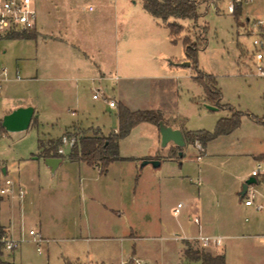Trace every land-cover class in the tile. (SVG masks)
<instances>
[{
    "label": "crops",
    "instance_id": "obj_1",
    "mask_svg": "<svg viewBox=\"0 0 264 264\" xmlns=\"http://www.w3.org/2000/svg\"><path fill=\"white\" fill-rule=\"evenodd\" d=\"M96 1L99 9L86 20H82L81 15L75 13L76 6L74 8L73 4L69 5L67 2L66 16L64 19H58L56 23L51 22L50 17L52 10L56 9L57 3H48L45 8H41L40 19H38V23L36 22L35 28L31 30L36 34L34 38L40 37V35L43 38L42 76L45 81L49 82L46 91L61 99L74 100L72 103L74 107L66 108V113H69V121L62 133L74 126L88 131L98 130L103 135L116 132L119 126V105H123L133 112L144 110L160 112L168 126L181 131L185 144L177 146L173 141H169L162 146L158 126L150 122L138 123L135 127H140L142 131L146 132L147 140L142 141L129 151L125 147L127 137L118 141L120 157L138 159L137 185L134 189H130L123 178H119V180H113L112 183L105 182L102 188L92 190L90 217L100 228L106 227L110 230L109 232H115L116 235L111 233L112 235L107 238L118 242V246L122 247L124 241L129 240L135 246V241L140 236L130 225L126 215L131 204L140 206L141 202L150 198L154 199L155 204L160 207L171 200L170 210L173 215L178 219V216L184 211L190 222L193 221L196 225L195 230H188L183 232V235L179 233L176 235L181 245L180 258H183L186 242L191 245L192 243L199 244V236H217L221 242L217 247H212L216 252L211 253L223 254L225 264H264V150L249 141H220L221 137L226 135H220L203 145L199 141L187 142L183 131H188V129L183 124L184 119L178 114L161 107L153 100L138 102L134 105L128 104L124 99V92L138 82L158 83L159 80L169 79L177 91V84L183 78L196 82L192 78L194 72L193 70H188V72L179 70L191 66L181 67L173 64L187 60L184 48L176 56L173 55L169 30L143 8L141 0ZM219 1L226 3L225 11L229 13L227 5L231 0ZM34 4L36 8V0H34ZM240 5L241 15L239 18H243L246 22H253V25L250 26L253 32L260 30L264 34V0H242ZM69 11L70 13L67 14ZM258 19L262 20L261 25H255ZM178 22L187 27L186 20H178ZM236 26L239 27V24ZM237 57L238 50L236 61ZM237 67L238 72L243 76H259L253 70L245 73L246 69H240L238 65ZM12 79L18 80L15 76ZM89 84L101 88L105 95L106 91L111 90V94L106 96L115 100L116 108H110L107 101L103 99L101 101L103 106L97 104L93 109L86 111V116L79 117V109L82 106L80 98L83 90ZM108 85H111L110 88ZM92 99L94 100L93 97ZM223 100L225 99L222 98V103L228 104ZM259 100L262 101L261 105L256 113L252 114L264 117V92L259 95ZM202 104L205 107V104L209 103L202 101ZM26 106L33 108L32 122L35 107L31 103L20 101L6 103L0 113V119L18 107ZM106 109L109 110V114L110 111L116 110V113L114 112L115 119L112 120V118L104 116ZM222 110L223 115L219 119L230 116L228 110ZM108 120L115 122L110 130L106 129ZM242 121L246 124L250 123L249 125L261 126L251 118H245ZM61 134L43 133L38 137V140L41 139L43 142L56 140L55 138L60 137ZM216 143H221V146L218 144L216 148ZM187 145L197 149L198 154L195 158L197 161H201L200 165L206 166L211 161L210 159H217L219 168L222 167L218 172H210V174H204L199 167L194 183L204 189L198 188L195 193L189 186L191 184L187 182V179L191 182V178H186L183 173L185 163L190 161L189 155L187 157L184 153ZM58 155L57 157L61 160L56 167L63 161V156ZM32 158H40L45 163V158L48 157L41 156L37 146V151L32 155ZM146 158L149 160H144ZM123 159L116 162L123 161ZM68 160L77 162L82 165L83 169L90 167L99 171L97 166H90L83 161L71 160L69 157ZM151 160H157L159 164L153 166ZM257 162H263L260 169L262 172L259 171L256 176H252L251 172L255 169ZM46 166L50 168L48 165ZM250 177L255 181L248 186L244 194H241L242 183ZM12 178L23 185L27 197L23 198L25 204H22L23 200L19 201L17 198L0 197V225L4 228L6 236L15 238L13 236L18 233L21 236L19 239L25 241L22 233L24 230L22 228L19 230L16 225L20 226L22 223L28 222L29 229L36 227L40 236L41 233L45 236V238L43 237L44 243H48L52 239L49 238L48 233L51 228L55 227L50 222V216L45 217L39 209L38 212L32 213L30 209V203L34 195L39 193L41 187L37 175L19 173L17 177L13 176ZM81 195L82 192L79 197ZM245 199H252V204L246 205ZM178 202L182 203V207L177 214H174ZM257 204L261 205L260 209L255 207ZM134 208L141 212L147 210L144 204L140 208L135 206ZM153 218L157 220V222L153 220L154 227L158 228L160 225V228L162 225L160 214L153 213ZM194 218L197 219V222L194 221ZM147 223H151V221H146L144 224L143 227L146 229L151 226ZM4 250L3 247L2 252L0 251L1 258L13 264L10 259L4 257ZM138 254H140L138 248L137 250L133 248L130 258L140 259ZM129 259L122 260L121 264H126ZM74 261L76 264L82 262L78 258Z\"/></svg>",
    "mask_w": 264,
    "mask_h": 264
},
{
    "label": "rangeland",
    "instance_id": "obj_2",
    "mask_svg": "<svg viewBox=\"0 0 264 264\" xmlns=\"http://www.w3.org/2000/svg\"><path fill=\"white\" fill-rule=\"evenodd\" d=\"M67 2L69 5L73 4V7H77L75 13H79L82 20L88 19L99 9L96 0H36L37 23L40 19L41 8H45L48 3H57L56 9L52 10L51 22L56 23L58 19H64ZM200 2L199 13L202 15L196 22L185 19L187 27L183 26L175 43L170 42L173 55L176 56L179 51L183 50L182 37L184 35H189L193 39L198 34H202L201 29L205 27L206 44L204 49L198 53V67L205 73L214 76L223 99H225L223 101L241 111L256 113L262 102V99L259 100V95L264 92V76H243L238 72L236 62L238 50L237 59L240 69H246L245 73L252 72V70L256 73V62L251 54L252 45H250L256 35V32H253L250 27L253 22H246L243 18H238V27L232 14L225 11L226 3H220L219 0H200ZM69 13L70 11L67 12V14ZM42 40V35H40L37 38L0 41V68L5 67L10 78L2 83L0 113L6 103L20 101L31 103L35 107L34 119H36V122L32 121L24 131L4 130L0 133V161L7 167V174L10 177H17L19 173L37 175L41 187L39 193L34 195L30 203L31 212L36 213L38 209L41 210L42 215L50 216V222L55 227L51 228L48 233L49 238L52 239L48 243L43 242L40 245L41 251L38 252L37 245L28 235L30 228L28 222L22 223L20 226L16 225L19 230L21 228L24 230L22 233L25 241L19 243L13 251L5 249L4 257L10 259L13 264H76L74 261L76 258L82 261L79 264H121L122 260L131 257L133 248L136 250L138 248L140 253L138 260L148 264H197L185 262L183 258H180L181 245L176 236L178 233L183 235V232L195 230L196 225L193 221L190 222L184 211L177 219L170 210L171 200L160 207L155 204L154 199L150 198L141 202L140 206L131 204L126 215L130 225L140 236L135 241V246L130 240L124 241L122 247L118 246V242L107 238L112 235L111 233L116 235L115 232H109L110 230L106 227L100 228L90 217V196L95 188H102L105 182L112 183L113 180H119V178H123L130 189L135 188L138 182L136 175L139 170L138 159L127 158L118 162L115 160L113 164L111 162V165H108L107 171L100 173L97 169L90 167L83 169L82 165L68 160V153L71 149L67 146H63V161L54 171L48 168L40 158H32V155L37 151L38 137L47 132L52 135H60L69 121V113H66V108L74 107L72 104L74 100L61 99L46 91L49 82L45 81L42 76L44 61ZM179 70L188 72L193 68ZM16 73L21 79H12ZM177 85L176 91L169 79L159 80L158 83L138 82L135 86L125 90L124 99L131 105L153 100L161 107L181 116L188 131L206 130L212 132L219 117L223 115V110L221 108L216 111L207 110L202 104V101L207 102L204 98L203 86L192 79L183 78ZM110 86L108 85L109 88ZM94 88L97 86L89 84L83 90L80 98L82 106L79 109V117L86 116V111L93 109L97 104L102 105V97L97 100L92 99ZM106 92V95L111 94V90ZM106 110L104 116L110 117L112 120L115 119L114 112L116 113V110L110 111V114L109 110ZM245 118L249 117L243 115L241 121ZM114 124L115 122L108 120L106 129H112ZM249 124L240 122L234 130L223 134L226 136H222L220 141H249L264 150V126ZM135 126L125 136L127 137L125 147L128 151L147 140L146 132ZM93 131V129L88 131L74 126L64 130L61 136H75L77 140L83 135L91 136ZM61 136L55 138L56 141H60ZM218 137L220 135L215 138ZM218 144L221 146V143H216V148ZM60 145L61 143L57 145V148ZM184 153L187 157L189 155L190 161L185 163L183 173L186 178H191V182L188 181L189 179L187 182L191 184L189 186L195 193L198 188L200 190L203 188L194 183L199 167L204 174L218 172L222 167L219 168L217 159H210L211 161L206 166L200 165L201 161H197L195 158L198 154L197 149L189 145L185 147ZM258 163L263 165V162H257L255 167ZM80 192L82 195L79 197ZM151 197H153L152 194ZM24 201L25 199L22 204H25ZM142 204L147 207L145 212L134 208V206L140 208ZM154 206L156 210H154ZM153 213L160 214L162 219L160 228V225L158 228L153 225L154 221L157 222L154 218L152 219ZM146 221H151V223H147V225H151L147 229L143 227ZM34 229L38 231L36 227ZM41 236L45 238L42 233ZM13 237L15 238L12 239L18 240L21 236L16 233ZM3 247V243H0L1 252ZM192 247L207 252H216L215 248L205 249L195 243H192ZM131 264H135V260L132 259Z\"/></svg>",
    "mask_w": 264,
    "mask_h": 264
},
{
    "label": "trees",
    "instance_id": "obj_3",
    "mask_svg": "<svg viewBox=\"0 0 264 264\" xmlns=\"http://www.w3.org/2000/svg\"><path fill=\"white\" fill-rule=\"evenodd\" d=\"M143 8L158 19L169 30L170 42L175 43L177 37L183 30V25L178 20H189L196 22L199 13L200 0H141ZM202 1V0H201ZM206 8L208 6H205ZM236 25L241 15L240 3H235L233 12L231 13ZM202 34H198L193 39L189 35L182 37V44L186 59L190 62V66L194 70L192 78L203 86L204 98L210 105L217 108L227 109L230 112L229 117L220 118L217 121L215 129L212 132L206 130L185 131L184 137L187 142L193 143L199 141L202 145L218 135L231 132L239 126L241 117L248 116L257 123L264 126V117H258L250 112L237 110L235 107L222 103L223 95L217 86L216 79L212 74L205 73L198 67L197 57L199 51L204 49L206 37L204 35L205 27L201 29ZM36 34L33 32H22L9 36L11 39L34 38ZM237 65L239 60L237 59ZM119 126L117 131H113L108 135L101 134L98 130H94L91 136H80L72 146L69 152V159L83 161L90 166H97L100 173L106 171L108 165L119 159H123L118 153L119 139L128 135L130 130L140 122H150L156 126L159 122L167 125L163 116L158 111H130L123 105H119L118 110ZM36 122L35 119L32 120ZM0 119V133L4 132ZM60 141L48 140L43 142L38 140L39 153L43 157H57V145ZM144 160H149L146 158ZM5 233L4 228L0 225V238ZM2 244V242H0ZM183 260L187 262H197L199 264H225L223 254H212L198 248L194 249L192 245L186 242V248L183 251ZM132 263V258L128 260ZM0 264H11L3 260L0 256Z\"/></svg>",
    "mask_w": 264,
    "mask_h": 264
},
{
    "label": "built area",
    "instance_id": "obj_4",
    "mask_svg": "<svg viewBox=\"0 0 264 264\" xmlns=\"http://www.w3.org/2000/svg\"><path fill=\"white\" fill-rule=\"evenodd\" d=\"M242 0H231L227 5V11L233 12L234 4L240 3ZM37 22V11L35 8L34 0H0V41L7 39L9 36L17 33L28 32L35 28ZM262 20H256L255 25H261ZM256 35L251 41L252 56L256 62V74L264 76V34L257 30ZM19 79L18 74L15 75ZM9 79L8 70L5 67L0 68V90L2 83ZM92 97L94 99L102 97L107 101L110 108H116L115 100L105 95L103 90L99 87L93 89ZM61 145L57 149V153L63 155V146L72 148L76 142L75 136L63 135L61 136ZM261 169V164H257L255 169L252 170L251 175L256 176ZM26 195V190L23 185L17 183L12 177L7 174V167L0 161V197L2 198H17L19 201L23 200ZM246 205L252 204V199H245ZM182 207V203L178 202L174 209V214H177ZM257 209L261 208L260 204L255 205ZM197 222V219L194 218ZM28 234L37 245V251L40 252V245L44 242L43 237L35 229H29ZM24 239L14 240L6 236L4 233L0 238L4 248L13 250L20 241ZM199 245L205 249L217 247L220 244V238L212 236H199ZM135 264H148L141 260L135 259Z\"/></svg>",
    "mask_w": 264,
    "mask_h": 264
},
{
    "label": "water",
    "instance_id": "obj_5",
    "mask_svg": "<svg viewBox=\"0 0 264 264\" xmlns=\"http://www.w3.org/2000/svg\"><path fill=\"white\" fill-rule=\"evenodd\" d=\"M173 64L181 67L190 66V62L188 60ZM205 107L210 110L217 109V107L212 106L210 104H205ZM32 114H33V108L31 106L18 107L2 116L1 125L6 131L25 130L30 125ZM158 129L161 136L160 140L162 146H164L169 141H173L177 146H183L185 144L183 135L179 129L171 128L170 126L164 124L163 122H159ZM60 160L61 158L59 157H48L45 158V163L52 170H54L57 164L60 162ZM150 162L153 166H157L159 164V161L157 160H151ZM254 181L255 180L252 177L246 179L242 183L241 194H244L247 191L248 186L252 184Z\"/></svg>",
    "mask_w": 264,
    "mask_h": 264
}]
</instances>
